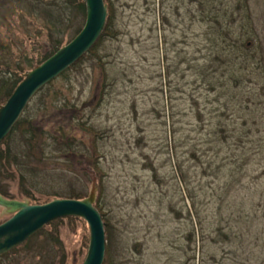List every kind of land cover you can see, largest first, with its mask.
Here are the masks:
<instances>
[{
    "label": "rangeland",
    "instance_id": "374dc122",
    "mask_svg": "<svg viewBox=\"0 0 264 264\" xmlns=\"http://www.w3.org/2000/svg\"><path fill=\"white\" fill-rule=\"evenodd\" d=\"M33 1L0 0V62L13 69L24 65L26 57L36 62L46 53V31L32 12ZM204 1L208 0H112L118 37L102 39L97 55L109 63L106 71L115 86L107 89L100 103L96 92L102 70L96 57H85L41 92L26 114L46 134V159L35 167L37 174L26 173V190L42 205L69 199L71 190L88 197L96 186V205L104 215V264H198L192 260L196 246L187 239L194 212L177 169L188 173L186 187L197 197L198 213L210 222L219 204L216 198L211 202L202 198L203 173L192 151L209 150L203 161L214 162L218 155V167L224 164L229 147L216 148V154L210 138L219 124L245 135L238 147L247 163L241 192L253 233L247 241L253 244L249 254L241 249L224 264H264V0H213L210 13L228 12L223 21L229 25L230 38L239 43L230 42L229 61L216 74L218 90L212 94L202 83L199 67L210 50L205 39L209 27L202 23ZM249 40L251 51L246 54L243 48ZM232 75L238 79L232 80ZM65 101L92 103L76 119L104 133V138L95 139L77 120L70 122L69 111L64 116L52 108L43 112V103ZM59 122L68 123L64 132L73 139L63 148L56 139ZM11 143L24 149L17 133ZM95 161L104 175L101 183ZM6 169L16 177H0L11 198L6 199L36 205L22 194L15 168ZM220 175L213 177L217 183L206 187L210 196L225 185ZM218 195L224 196V214L229 216L228 209L235 211L237 200L226 192ZM9 218L0 208V225ZM57 228L54 241L47 226L22 247L0 256V264H83L90 242L88 224L64 218ZM209 249L214 251L213 246Z\"/></svg>",
    "mask_w": 264,
    "mask_h": 264
},
{
    "label": "trees",
    "instance_id": "16d2710c",
    "mask_svg": "<svg viewBox=\"0 0 264 264\" xmlns=\"http://www.w3.org/2000/svg\"><path fill=\"white\" fill-rule=\"evenodd\" d=\"M216 1V0H215ZM213 0L204 1L201 4V9L203 12L202 23L208 25V33L205 34V39L208 42V46L210 48L207 51V55H205L202 59L204 60L203 65L200 67L201 77L204 78L202 83L208 88L207 91L209 94L215 93L217 88V79L215 78L216 74L219 73V69L226 66L229 60L227 59V54L230 55V42L235 43L238 42L235 38H230V30L229 25H226V22L223 21L224 18H228V12H225L223 15H214L211 14L212 6L214 5ZM109 7V16L107 21V26L105 32L95 47L83 58L92 56L96 61L100 69L102 70V82L101 85H98V90L96 92L97 96L100 98V103L104 100V97L107 94V89L115 86L114 82L109 80L108 72L106 71L108 62L103 60V57H99L97 55L98 47L105 37H111L113 39L118 37L117 31L113 30L114 26V7L112 0H105ZM32 12L39 17L43 21V26L46 31L47 37V49L44 57L38 59L36 62L34 59H29L26 57L24 61V65L18 64L15 69H13L10 64L0 62V105H5L8 99L13 94L16 87L23 81V74L33 70L35 67L41 65L50 57H52L59 49H61L64 45L71 42L82 30L85 21H86V5L84 0H34L31 4ZM227 11V10H226ZM249 19V17H247ZM250 40L247 44V47L250 45ZM237 44V43H236ZM246 46L243 48V53H250V47ZM249 49V50H248ZM82 58V59H83ZM106 58V57H104ZM81 59V60H82ZM80 60V61H81ZM79 61V62H80ZM78 62V63H79ZM62 74L61 76H63ZM211 76V77H210ZM232 80H236L238 78L232 75ZM207 80V81H206ZM53 82L43 88L30 102L41 93L44 92L48 87L51 86ZM59 93H55L58 95ZM221 94L218 98V101L221 103ZM195 102V100H193ZM26 108L23 115L16 123L14 128L12 129L9 136L1 143L0 145V177L3 179L14 180L15 174L11 173L6 169L13 166L18 174L19 185L21 187V192L25 197L31 200L34 204L38 201L36 197L29 191H27V176L26 173L30 175L37 174L36 166L43 164V161L46 159V134L44 128L40 125L34 123L33 119H30L26 116L29 111V107ZM90 102L83 104L82 106L71 104L70 102H62L61 104L52 102L51 104L43 103L45 106L43 112L46 110L54 109L61 116H64L68 111L71 112V121L77 120L78 125H80L82 130H86L89 133H92L94 138H104V133L96 132L94 129L86 125L82 121H79L80 118L76 119L80 113L86 111V107ZM223 112V111H222ZM202 113H198V118H202ZM224 115V113H223ZM58 124V123H57ZM68 126V123H67ZM66 124H61L59 122L56 139L59 148H63V144H68L73 141L70 135H65L64 128H67ZM172 127V125L170 126ZM90 129V130H89ZM174 129V125H173ZM194 132V131H192ZM20 136V145L24 146V149H15L11 144V140L15 134ZM211 142L215 146V153L218 154L216 148L218 150H223L221 146L228 148L230 157H224V164H221L220 167L216 162L219 158L218 155H215L214 162L207 160V162L203 161V158L208 156V151H200V149L194 148L192 151V159L201 167L202 180H204V195L202 198H208L211 202L214 198L217 199V203L219 204L216 208H214V216L213 220L207 223V221L202 217L200 212V205L194 202L197 198L196 196L190 194L187 189L188 173H182L180 171L181 167L177 169L179 179L181 183L185 186V190L188 194V198L191 202L192 210L194 212L193 217H191L192 222V231L187 236V239L195 244L194 247V255L192 260L198 264H211L212 262H216L217 264H224L226 261H229V258L233 255L240 254V250L244 249L245 254H249L248 240H250L253 233L250 230L249 223L247 218L248 205L245 199V195L242 194L241 184H244V180L246 177V166L245 157H241L238 155V147L243 143V139H245L244 132L239 130H231L227 128L224 124H219L213 128V131L210 132ZM209 143H206L205 146H209ZM5 146V150H2V147ZM69 146V145H67ZM198 151V152H197ZM95 158H97V151L94 153ZM217 157V158H216ZM219 161V160H218ZM194 162V163H195ZM98 162H94L93 166L96 169L98 178L101 183V179L103 175L102 170L98 167ZM31 165L32 168L28 169V166ZM217 165V166H216ZM229 166L230 168H228ZM217 167V168H215ZM26 171L25 174L22 172ZM215 174L220 175L221 179L225 182V185L222 186L221 189H215L213 195H209L206 187L210 188L217 181H214ZM101 176V177H100ZM219 177V178H220ZM201 180V182H203ZM187 186V187H186ZM221 192H226V194H231L233 198H235L236 203L234 205V210L231 211L228 209L229 216L224 213L227 211L224 208L225 198L224 196L218 195ZM68 193V192H67ZM75 190H71L70 194L67 198L75 199V200H83L87 196L84 193H79ZM234 193V194H232ZM0 194L5 198L11 199L8 190L5 185L0 181ZM194 194V193H193ZM55 197L62 198V195H58L57 193L54 195ZM63 197H66L63 195ZM64 199V198H63ZM195 199V200H194ZM205 202V201H204ZM48 203V202H46ZM37 205V204H36ZM39 205V204H38ZM96 208L99 210L98 205ZM199 209V210H198ZM198 210V211H197ZM100 211V210H99ZM101 212V211H100ZM246 215V217H245ZM101 216L104 221V215L101 213ZM194 218V221H193ZM75 219V218H71ZM62 219H58L48 226L51 227L52 231L50 232L51 237H53V241L55 237H58V228L57 225L61 222ZM247 234L248 237H247ZM57 240V239H56ZM209 246L214 247V251L209 249ZM243 251V250H242ZM186 264V263H184Z\"/></svg>",
    "mask_w": 264,
    "mask_h": 264
},
{
    "label": "water",
    "instance_id": "95a60500",
    "mask_svg": "<svg viewBox=\"0 0 264 264\" xmlns=\"http://www.w3.org/2000/svg\"><path fill=\"white\" fill-rule=\"evenodd\" d=\"M84 2L86 21L79 34L44 63L26 73L7 103L0 106V145L9 136L34 96L78 63L103 36L109 16L105 0ZM96 200V186L84 200L55 199L42 205L8 200L0 195V208L10 216L0 225V256L23 246L58 219L79 218L88 224L90 231L89 248L83 264H104L106 238Z\"/></svg>",
    "mask_w": 264,
    "mask_h": 264
}]
</instances>
